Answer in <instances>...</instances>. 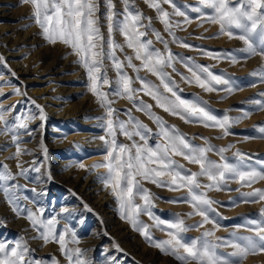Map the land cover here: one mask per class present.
I'll return each instance as SVG.
<instances>
[{
  "label": "rangeland",
  "instance_id": "rangeland-1",
  "mask_svg": "<svg viewBox=\"0 0 264 264\" xmlns=\"http://www.w3.org/2000/svg\"><path fill=\"white\" fill-rule=\"evenodd\" d=\"M98 2L100 10L97 15L101 32L107 39L105 0ZM113 2L116 10L122 12L124 7L122 0ZM173 2L189 17L188 23L175 29L176 36L191 47H183L173 42L162 21L157 19L156 11L150 8L145 0H130L144 16L152 18V27L169 41V49L177 60L174 61L175 71L171 67L166 70L176 82L178 94L188 100L199 97L206 102L208 110L218 118L225 112L230 117L237 118L242 115L241 107L255 108L250 98L264 93V82H259V77H252L251 73L264 68V55L257 54L246 60L240 59L246 55L243 51L246 47L244 42L236 37L218 34L220 32L218 23L194 18L197 14L186 6L197 4V0ZM162 6L170 13L173 11L169 4ZM32 13L31 5L22 3V0H0V55L6 61V66L0 65V74L3 81H9L11 85L3 86L0 91L12 93L19 87L22 93L7 98L0 97V100L3 101L4 108L18 105L17 110L37 116L36 119L28 121L29 128L34 130L30 135L20 130V139L24 142L21 147L30 150L28 153L21 154L19 159H11L15 153L14 145L0 151V164L6 163L13 174L18 171V163L29 169L25 176L19 177L16 181L21 187L12 194L13 199H16L21 209L35 210L42 207L44 217L55 216L59 222L58 232L63 227L69 228L79 240L78 245L70 244L69 247L79 246L86 250L85 258L88 264H113V258H118L119 264H181L171 254L154 247L132 228L129 221L121 218L120 208L111 188L106 187L100 179L102 175H106L107 170L92 167L105 159L103 152L105 143L99 137L107 136L103 128V118L107 110L91 92L90 80L86 69L78 62V56L62 43H48L33 20ZM171 18L176 21L184 20V17L179 16ZM238 34L237 32V36ZM112 38L124 45V51H118L117 55L125 61L124 71L132 77V86L140 88L141 83L136 80L137 73L126 66V57L133 56V63L137 66L141 61L135 60L134 49L126 46L125 38L118 31H113ZM145 39H152L154 48L165 51L164 45L156 40L153 32L149 31ZM5 44L12 45L13 48L8 49L13 53L5 51ZM225 54L237 57L236 62L225 58ZM188 57L192 60L186 66L181 58ZM192 64L209 66L214 74L226 73L228 77L235 78L236 84L242 86L241 90L229 95L223 91L207 92L195 83H189L183 77L191 75L188 67ZM105 67L109 80L113 83L111 88L105 85L102 90L111 92L112 88L116 87L114 81L118 79L119 74L111 66L110 60L105 59ZM9 71L15 73V76L10 75ZM139 75L157 85L160 84L158 77L146 70L142 69ZM138 95L147 104L152 105V111L162 117L167 125L174 126L190 139L191 143L199 146L210 143L217 149L232 146L225 153L230 162L239 151L248 154L245 159L251 167L261 170L260 164L264 162V134L255 129L258 125H264V110L251 112L248 118L233 124L229 129L230 134L224 136L222 129L181 119L180 116L172 115L156 106L150 96L144 93ZM26 97L41 106L44 115L42 120L35 106L26 102ZM110 99L114 100L113 107L120 110V119L128 120L124 110L130 109L132 116L151 129L153 134L158 131L155 121L147 112L137 110L126 97L110 96ZM18 102H25L26 107ZM15 115L16 110H13L5 113V118L12 120ZM0 127H3L2 123ZM117 139L119 143L128 145L132 143L123 135L118 134ZM134 139L143 143L138 137ZM157 142L155 135L148 140L149 145H155ZM3 144L8 145L7 134H0V148ZM44 149L47 150L46 153ZM207 155L211 160H220L215 150ZM174 159L190 172L200 170L198 165L189 163L181 156ZM34 162L40 166L39 173L31 171ZM81 163L84 164V168L79 167ZM199 180L202 184L209 183L206 177H200ZM142 184L153 197V212L166 222H174L177 216L183 218L184 213L175 210V206L181 204L191 206L190 203L170 202L187 195V189L171 191L146 180L142 181ZM30 189L36 191H29ZM255 189L264 190V180H259L251 186H242L239 180H228L227 188L204 189L209 199L219 202L212 205L215 212L210 213L215 223L188 231L184 234L185 239L190 241L192 238H198L205 230H215L213 239L228 238L233 231L240 235L250 234L241 226L245 225L249 218L258 219L256 214L264 209V201L257 203L240 201L243 193ZM136 202L143 203L140 199ZM64 209L68 210L67 213L63 211ZM190 217L191 221L183 218L186 225L196 224L202 219L199 215ZM139 219L149 225L155 223L148 215L142 214ZM0 224H3V227H0V240L11 243L24 237L35 250L34 256L43 260L45 264H56L57 261L59 264H69L57 243H45L39 238L32 239L37 233L30 227V221L14 212L13 205L8 202V196L3 191H0ZM151 234L154 240L168 239L167 231L155 227L151 228ZM117 244L123 250L122 253L116 251ZM222 251L231 252L232 249L225 248ZM243 264H264V253L249 254Z\"/></svg>",
  "mask_w": 264,
  "mask_h": 264
},
{
  "label": "snow or ice",
  "instance_id": "snow-or-ice-1",
  "mask_svg": "<svg viewBox=\"0 0 264 264\" xmlns=\"http://www.w3.org/2000/svg\"><path fill=\"white\" fill-rule=\"evenodd\" d=\"M145 2L156 11L157 19L162 21L173 42L183 47H191L183 43L175 33L176 28L189 22L185 11H181L173 0H145ZM22 3L31 5L32 18L48 43H62L70 47L78 56V62L86 69L90 80L91 92L107 110L103 118V128L107 136L99 137L105 143L103 149L105 159L92 167L107 170L106 175H102L100 179L106 187L111 188L112 195L118 202L121 218L129 221L132 228L154 247L166 254H171L181 264H243L249 254L264 253V209L256 214L258 219L249 218L247 223L241 226L250 233L248 235H240L237 231H233L228 238L213 239L215 230H205L200 237L192 238L190 241H187L184 236L194 228L215 223L210 213L215 212L212 205L219 202L209 199L204 189L227 188L228 180H239L242 186H251L259 180H264V162H261V170L258 171L245 159L248 154H242L239 151L234 154L230 162L225 153L232 146L217 149L210 143L206 146L191 143L190 139H187L178 129L167 125L162 117L152 111V105L147 104L138 95L144 93L165 112L180 116L181 119L199 122L206 127L222 129L223 135L227 136L233 124L248 118L253 111L264 110V93L250 98V102L256 107L252 109L241 107L242 115L237 118L230 117L227 112L218 118L208 110L206 102L199 97L194 100L182 98L178 94L176 82L171 79L166 70L171 67L175 71L174 61L177 60L169 49V41L152 27V18L144 16L134 3H130V0H122L124 5L122 12L116 10L113 0H105L104 19L108 28L107 39L101 32L97 15L100 10L98 0H22ZM164 4L171 5L173 11L170 13L165 10L162 6ZM186 7L197 14L194 18L218 23L220 25L218 34H226L230 38L236 37L243 41L246 45L243 49L246 55L240 59L246 60L257 54L264 55V0H197V4ZM173 16L184 17V20H173L171 18ZM113 31H118L125 38L126 46L134 49L135 60L141 61L137 66L133 63V56L126 57V66L137 73L136 80L140 81V88L132 86V77L124 71L125 61L117 55L118 51H124V45L112 38ZM149 31L153 32L156 40L164 45V52L153 47L152 39H145ZM225 58L231 59L234 63L237 60V57L231 54H225ZM105 59L111 61V66L119 74L118 79L114 81L116 87L112 88L111 92L102 90L105 85L111 88L113 83L109 80ZM181 59L186 66L192 60L191 57ZM0 65L6 66L2 55H0ZM142 69L157 76L160 84L157 85L141 77L139 73ZM188 71L191 75L184 76L183 79L189 83H195L207 92L223 91L230 95L241 90L242 87L236 84L235 78L228 77L226 73L214 74L209 66L192 64L188 67ZM9 74L15 76V73L11 71ZM251 76L259 77V82H264V68L257 69L251 73ZM3 86L11 85L9 81H3V76L0 74V89ZM20 94L22 93L19 87H16L12 93L0 91V97L5 98ZM110 96L126 97L137 110L147 112L155 121L158 131L153 134L151 129L132 116L130 109L124 110L128 120L120 119V110L113 107L114 100L110 99ZM26 102L35 106L42 120L44 115L41 106L27 97ZM2 103L3 101L0 100V123L3 124V127H0V134H9L11 141L10 145L3 146L0 151L14 145L16 152L10 158L18 159L21 154L30 151L21 147L24 142L20 139V130L30 135L34 130L29 128L28 121L36 119L37 116L17 110L18 105L4 108ZM18 104L26 107L25 102H18ZM13 110H16V115L12 120H7L5 113ZM255 130L264 134V125H258ZM118 134L132 141L131 145L119 143ZM152 135H155L158 140L155 145L148 144ZM134 137H138L143 143L138 142ZM202 139L207 140L203 137ZM213 150L220 156L219 161L209 159L207 153ZM46 151L44 149L45 153ZM176 156H181L189 163L198 165L200 170L190 172L174 159ZM79 167L84 168V164L81 163ZM17 169V173L13 174L6 163L0 164V191L8 196V202L13 205L14 212L30 221V227L37 233L32 239L39 238L45 243H57L69 264H88L85 258L86 250L79 246L69 247L70 244H79V240L69 228L63 227L58 232L59 222L55 216L44 217L42 207H37L35 210L21 209L16 199H13L12 194L21 187L16 181L29 171L19 163ZM31 171L39 173L40 166L34 162ZM200 177H206L209 183L202 184ZM145 180L171 191L187 189V195L170 202L190 203L193 212L189 213V216L199 215L202 217L201 221L186 225L185 220L179 216L174 222H166L158 217L152 210L153 197L149 190L143 187L142 181ZM137 199L142 200L143 203H137ZM260 201H264V190L255 189L252 192L243 193L240 202ZM63 211L67 213L68 210ZM142 214L148 215L155 222L154 225L140 220L139 217ZM216 215L219 214L216 213ZM0 227H3V224H0ZM152 227L167 231L168 239L154 240L151 234ZM115 248L117 252H123L118 244ZM225 248H231L232 251H222ZM34 251L24 237L11 243L0 240V264H45L43 260L34 256ZM56 264L59 262L57 261ZM113 264H119V259L113 258Z\"/></svg>",
  "mask_w": 264,
  "mask_h": 264
},
{
  "label": "bare ground",
  "instance_id": "bare-ground-1",
  "mask_svg": "<svg viewBox=\"0 0 264 264\" xmlns=\"http://www.w3.org/2000/svg\"><path fill=\"white\" fill-rule=\"evenodd\" d=\"M3 42V41H2ZM8 48H13L12 45H8V44H5L4 45V49H6L5 51L6 52H10ZM10 53H13V52H10ZM11 55V54H10ZM8 118V117H7ZM5 136V135H4ZM7 139H8V145H10V141H11V136L9 134H7ZM2 147L5 146L4 144L1 145ZM15 152H16V148H14ZM19 159V158H18ZM185 160V159H184ZM165 179H167V177H165ZM162 205V204H161ZM175 210L179 211V212H183L184 214L182 215V217L187 220V221H191V217L188 215L192 210L193 208L189 205H186V204H181V205H177L175 206L174 208Z\"/></svg>",
  "mask_w": 264,
  "mask_h": 264
}]
</instances>
